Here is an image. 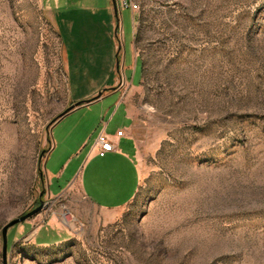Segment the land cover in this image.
Masks as SVG:
<instances>
[{"label": "rangeland", "instance_id": "1", "mask_svg": "<svg viewBox=\"0 0 264 264\" xmlns=\"http://www.w3.org/2000/svg\"><path fill=\"white\" fill-rule=\"evenodd\" d=\"M104 1L61 7L96 28ZM134 1L119 24L129 75L119 86L134 110L140 182L128 204L104 209L80 184L102 103L53 126L83 100L73 92L106 82L73 91L47 0H0V264L4 225L42 201L10 227L7 264H264V0ZM54 165L66 172L51 185Z\"/></svg>", "mask_w": 264, "mask_h": 264}, {"label": "crops", "instance_id": "2", "mask_svg": "<svg viewBox=\"0 0 264 264\" xmlns=\"http://www.w3.org/2000/svg\"><path fill=\"white\" fill-rule=\"evenodd\" d=\"M47 1L53 11L54 24L62 41L64 63L73 91H77L82 82L93 80L97 75L106 82L105 86H107L101 88L98 93L77 95L73 92L75 97L84 100L97 97L103 91L101 96L83 106L102 103L99 110V118L102 119V122L96 130V137L100 131L105 130L116 144V150L105 156L98 155L97 150L93 149L94 143L92 144L85 160L86 171L87 168L90 170L88 178L85 176L86 178L82 179L83 177H81V180L79 179L82 190L88 198L101 208H121L134 198L140 182L137 165L138 142L134 134V110L128 103V90L119 86L121 79L129 76L126 67V51L124 47L122 51V45H118L119 24H122V30L124 31L122 10L117 15L113 1L109 0L108 2L106 0L98 8L100 18L96 28L92 26L93 21L77 27L76 20L67 16L63 11L61 0ZM132 17L134 32L135 18L133 14ZM84 45H91V47L81 49ZM131 47L133 61L130 63V69L133 70L131 75L134 80L133 74L136 75L138 70L134 58V55H136L134 44ZM119 62L120 66L118 65ZM108 99L112 100H109L106 104ZM116 118L117 131L111 132L110 126ZM63 119L64 117L58 120L53 128H59ZM121 129H124V134L118 136L117 132ZM60 137L62 141H66L68 138L63 128L60 129ZM57 143L59 144V141ZM79 146L81 147L82 144ZM55 147L56 144L53 143L47 156L46 165L52 157ZM64 168L54 165V171H48L51 185L52 180L60 183L66 172ZM77 176L78 174H71L67 184L71 183V178L75 180Z\"/></svg>", "mask_w": 264, "mask_h": 264}, {"label": "water", "instance_id": "3", "mask_svg": "<svg viewBox=\"0 0 264 264\" xmlns=\"http://www.w3.org/2000/svg\"><path fill=\"white\" fill-rule=\"evenodd\" d=\"M113 1V6H114V10L116 12L117 15H119V6H118V2L117 0H112ZM118 65L120 66V62L118 63ZM102 92L101 91L99 93V96L102 95ZM99 96L97 97H94V98H90V99H84V100H81V101H78L76 104L72 105L68 110H66L65 112H63L60 117L56 120V122L58 120H60L61 118H63L66 114H68L70 111H72L73 109L81 106V105H85V104H88V103H91L92 101H94L95 99H97ZM46 206V202L42 201L41 205L38 206L37 208L33 209L32 211L20 216V217H17V218H14L12 220H10L8 223H6L3 227V238H4V250H3V257H4V262L5 264H7V252H8V231L10 229V227H12L13 225L17 224V223H20V222H23L25 220H27L28 218H30L31 216L37 214L39 211H41L44 207Z\"/></svg>", "mask_w": 264, "mask_h": 264}, {"label": "built area", "instance_id": "4", "mask_svg": "<svg viewBox=\"0 0 264 264\" xmlns=\"http://www.w3.org/2000/svg\"><path fill=\"white\" fill-rule=\"evenodd\" d=\"M119 9H131L135 11L139 8V4L134 0H117ZM124 134V129L118 130L117 135L122 136ZM93 149L97 150L98 155L105 156L109 152L116 150L115 141L112 139L110 134H108L105 130H102L98 133Z\"/></svg>", "mask_w": 264, "mask_h": 264}, {"label": "bare ground", "instance_id": "5", "mask_svg": "<svg viewBox=\"0 0 264 264\" xmlns=\"http://www.w3.org/2000/svg\"><path fill=\"white\" fill-rule=\"evenodd\" d=\"M65 220V219H64ZM72 220V219H71ZM75 222H76V220H75ZM70 225H74V222L73 221H70L69 220V222H68Z\"/></svg>", "mask_w": 264, "mask_h": 264}]
</instances>
